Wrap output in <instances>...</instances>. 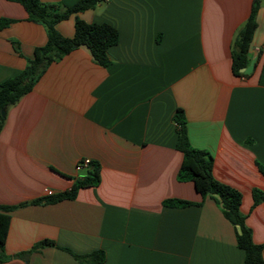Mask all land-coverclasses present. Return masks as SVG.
Masks as SVG:
<instances>
[{"label": "crops", "instance_id": "0c3cea01", "mask_svg": "<svg viewBox=\"0 0 264 264\" xmlns=\"http://www.w3.org/2000/svg\"><path fill=\"white\" fill-rule=\"evenodd\" d=\"M72 5L78 0H41ZM253 0H99L75 19L119 31L103 66L85 45L53 61L6 109L0 131V205H15L2 264H79L70 251H105L103 264H245L235 225L211 195L181 181L173 117L182 108L193 146L214 157V177L243 193L253 240L264 243V0L249 48L250 74L235 75L232 50ZM0 85L21 73L47 40L17 0H0ZM19 46V51L15 47ZM100 166V182L73 199L32 203L69 190ZM169 199L192 201L165 205ZM44 240L53 244L36 247ZM264 258V249H263Z\"/></svg>", "mask_w": 264, "mask_h": 264}, {"label": "trees", "instance_id": "16d2710c", "mask_svg": "<svg viewBox=\"0 0 264 264\" xmlns=\"http://www.w3.org/2000/svg\"><path fill=\"white\" fill-rule=\"evenodd\" d=\"M28 12V19L41 23L47 30V40L42 46L35 49L33 58H28L24 70L14 77L4 80L0 85V131L3 127L5 116L2 110L15 104L25 93L29 92L47 67L64 55L70 53L77 46H87L93 57L103 66H108L111 59L108 55L109 47L119 40V31L107 22H89L76 16L75 30L72 36H66L57 29V24L69 18L72 14L94 8L99 0H78L72 5L44 3L41 0H17ZM261 0H253L251 13L238 33L235 46L232 50L231 68L235 75H247L241 68L250 64L249 48L257 27L256 15ZM11 19H0V28L8 25ZM16 49L19 46L15 43ZM260 55L255 60L257 65ZM178 127V139L176 147L183 154V160L178 172L181 181H193L196 191L205 198L211 195L215 198L223 214L236 227L237 243L245 251V264H264V243H256L253 240L252 229L246 223V215L241 211L243 193L236 187L217 180L213 175L214 157L204 149L193 146L187 132V118L182 108H179L174 117ZM264 173V165L258 163ZM100 182V166L91 162L88 174L75 181L69 190L55 193L46 198L33 200L32 203H54L63 199H73L82 187L96 186ZM254 204L264 200V191L253 189ZM165 205H188L192 201L181 199H169ZM15 205H0V264L9 259L5 250V243L9 232L11 215ZM53 244L44 240L36 247ZM79 264H103L106 259L105 251L97 249L89 253L79 254L70 251Z\"/></svg>", "mask_w": 264, "mask_h": 264}, {"label": "built area", "instance_id": "2783aa9c", "mask_svg": "<svg viewBox=\"0 0 264 264\" xmlns=\"http://www.w3.org/2000/svg\"><path fill=\"white\" fill-rule=\"evenodd\" d=\"M107 1V0H106ZM91 164V159L90 158H82L79 160L78 164H77V168H89ZM44 193L45 195H53L55 194V191L49 187H45L44 188Z\"/></svg>", "mask_w": 264, "mask_h": 264}, {"label": "water", "instance_id": "95a60500", "mask_svg": "<svg viewBox=\"0 0 264 264\" xmlns=\"http://www.w3.org/2000/svg\"><path fill=\"white\" fill-rule=\"evenodd\" d=\"M254 64H255V60L253 59L247 67L241 68V71L244 74H250L252 72L253 68H254ZM5 114H6V110L3 109L2 110V115L5 116Z\"/></svg>", "mask_w": 264, "mask_h": 264}]
</instances>
